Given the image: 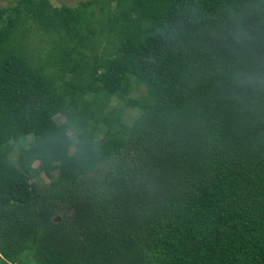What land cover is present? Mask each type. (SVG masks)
Returning <instances> with one entry per match:
<instances>
[{
    "label": "trees",
    "instance_id": "obj_1",
    "mask_svg": "<svg viewBox=\"0 0 264 264\" xmlns=\"http://www.w3.org/2000/svg\"><path fill=\"white\" fill-rule=\"evenodd\" d=\"M0 264H264V0L0 8Z\"/></svg>",
    "mask_w": 264,
    "mask_h": 264
},
{
    "label": "rangeland",
    "instance_id": "obj_2",
    "mask_svg": "<svg viewBox=\"0 0 264 264\" xmlns=\"http://www.w3.org/2000/svg\"><path fill=\"white\" fill-rule=\"evenodd\" d=\"M16 0H0V8L8 7L9 5H13ZM55 7H62V6H69V7H76L81 2H84L86 0H49ZM133 96L136 98H145L147 96V92L143 86H137L135 87V90L133 92ZM126 120L128 122H131V120L137 116V110L134 109H128L126 108ZM56 121L59 123H62L64 121L63 115L57 116ZM38 163H35V166H37Z\"/></svg>",
    "mask_w": 264,
    "mask_h": 264
},
{
    "label": "clouds",
    "instance_id": "obj_3",
    "mask_svg": "<svg viewBox=\"0 0 264 264\" xmlns=\"http://www.w3.org/2000/svg\"><path fill=\"white\" fill-rule=\"evenodd\" d=\"M245 81L249 84H257L261 82L259 74H248L245 77ZM65 136L71 141L73 145H79L81 143L79 137L76 134H70L68 131L65 132Z\"/></svg>",
    "mask_w": 264,
    "mask_h": 264
}]
</instances>
